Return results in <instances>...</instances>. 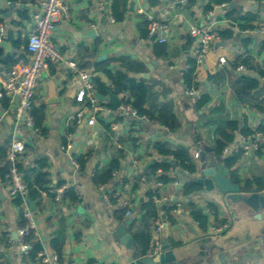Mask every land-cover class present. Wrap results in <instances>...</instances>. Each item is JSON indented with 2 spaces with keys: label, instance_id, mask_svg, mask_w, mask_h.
I'll return each mask as SVG.
<instances>
[{
  "label": "crops",
  "instance_id": "crops-1",
  "mask_svg": "<svg viewBox=\"0 0 264 264\" xmlns=\"http://www.w3.org/2000/svg\"><path fill=\"white\" fill-rule=\"evenodd\" d=\"M257 1L264 3V0H231L235 5L229 6L231 2L222 0V4L228 2V7L215 4L213 9L207 10L212 0H188L186 5H181L179 0H105L103 9L97 0H63L68 12L57 18L51 41L66 59L76 60L82 69L91 72L104 110L93 124H89L88 112L79 115L83 107L76 101L79 76L64 62L49 61L42 70L33 106L39 134H33L22 122L16 123L18 96L13 98V103L6 97L0 98V113H3L0 148L10 144L15 134L25 141L26 164L35 168L42 164V171L48 175V190L43 189L33 201L37 229L32 239L41 246L40 250L51 246L52 252H47L55 259V264H127L131 249L116 239L114 231L130 218L133 222L127 230L135 241L137 236L142 239L148 227L150 242L146 245L140 241V245L148 250L155 241L157 250L165 241L180 251L182 264H264V247L258 263L251 258L246 263L238 262L232 253L247 249L251 241L244 243L241 239L254 234V227L264 221L241 213L220 195L205 192L200 185L190 188L180 178L179 184L174 183L177 179L165 184L146 172L159 155L154 147L156 142L167 143L173 150L188 149L195 169L199 162L197 151L207 147L212 148L208 154L227 156L223 164L231 168L233 181L248 188L264 189V151L250 155L237 151L241 135L246 134L243 131L246 122L250 128L259 127L264 123L261 115L264 113L242 105L232 89V82L242 74L235 69L238 58L242 57L247 59V63H243L247 67L244 73L260 80L264 96V76L259 74L260 70L264 71V33L256 31L257 27L264 26V11L251 8ZM41 2L0 0L3 22L0 27L4 29L0 31V41L5 39L11 48L7 51L0 47V71L28 61V33ZM232 8L254 18L232 21L226 17V12ZM149 16L160 24L154 33H151ZM191 25L211 26L216 33L207 59L195 68V90L199 97L208 98L201 108L196 106L199 97L186 93L185 73L195 59L196 48L195 39L189 33ZM91 29H96L97 35L87 38L80 35ZM153 36L156 38L152 39ZM160 37L167 40L161 42ZM82 54L88 55L81 59ZM103 55L106 58L100 59ZM10 57L15 59L13 64ZM221 57L225 59L222 66L218 65ZM125 60L139 64L140 68L130 69L123 64ZM117 72L126 75L128 85L149 86L147 109L156 110L172 102L180 121L179 129L171 132L161 122L123 108L124 92L129 91H116L111 77ZM51 84L56 88L58 101L55 103L50 102ZM110 90L121 99V109L127 113L115 109L113 101L105 99ZM98 94L105 98L101 100ZM129 99L133 100L130 93ZM211 105L214 107L209 110ZM5 116L13 118L14 130ZM229 122L236 126L228 125L224 131L234 135V141L221 147L219 142L223 136L218 129ZM227 147L229 152H225ZM162 157L173 162L172 157ZM72 158L79 162V169L74 167ZM111 164L119 167L114 170L113 178L106 184H95V173ZM3 166L4 158L0 153V170ZM171 170L178 172L176 168ZM155 172L158 175L163 170L158 168ZM137 176L140 181L134 188ZM157 188H162V201L156 203L162 222L159 231L154 220L143 221L141 208L148 200V191ZM105 189L104 193L114 203L117 192L121 196L128 195L133 202V215L127 218L124 211L108 207L102 194ZM21 209L0 175V264H43L37 254L29 257L19 253L15 232L18 234L22 227ZM221 225L226 228L214 233L213 227ZM202 238L216 241L223 249L202 250L199 246Z\"/></svg>",
  "mask_w": 264,
  "mask_h": 264
},
{
  "label": "built area",
  "instance_id": "built-area-1",
  "mask_svg": "<svg viewBox=\"0 0 264 264\" xmlns=\"http://www.w3.org/2000/svg\"><path fill=\"white\" fill-rule=\"evenodd\" d=\"M179 2L181 5H186L188 0H179ZM97 3L101 9L104 8L105 0H97ZM226 6V3L219 5V7ZM67 12L68 7L64 4L63 0H42L39 10L35 12L33 16V27L28 33L26 45L28 61L26 63H17L10 69L0 71V98L6 97L10 103H13V98L18 96L20 103L14 118L17 124L22 122L33 134L40 133V128L33 115L36 89L42 70L49 61L54 63L64 62L77 72L80 85L76 93V101L83 106L79 115L88 112L90 115L89 124H93L96 116L104 110V106L101 105L97 97L91 72L80 69L76 60L66 59L62 52L51 41V33L54 30L57 18ZM209 14L212 16L214 15L213 11H210ZM149 18L152 22L151 33H154L160 24L156 20H153L151 16H149ZM3 30V27H0V31L3 32ZM256 31L264 33V26L257 27ZM189 33L196 42V62L198 65H201L208 57L210 45L216 36L215 30H213L211 26L191 25ZM160 40L161 42H165L167 39L165 37H160ZM224 64L225 59L221 57L218 60V65L222 66ZM236 70L239 73H244L247 71V67L243 64H239ZM186 93L191 96L199 97L194 88H187ZM124 96L126 101L129 100V92L125 91ZM124 107L131 108L132 112L137 114V111L132 108L131 103H125L123 105V108ZM143 118L149 119L146 116ZM241 137L237 151H241L243 155H250L263 150L264 131L259 127L253 126L252 132L241 135ZM24 151L25 141L14 134L7 150L6 158L10 167L6 177L8 179L10 196L19 195L23 198L21 207L27 223L25 226L19 228L16 242L20 255L28 256L33 246L29 238L36 234L37 226L34 211H32L28 202L27 184L24 182L18 168L19 155ZM225 152H229L228 147L225 148ZM72 162L75 168H80V164L77 160L72 158ZM113 175H115V172H113ZM142 179H145V177H142ZM174 183L179 184V181L176 180ZM158 184L162 185V182ZM104 194V202L108 207L124 211L127 218L133 215V202L128 195L123 194L121 196L120 193L117 192L114 196L116 197V203H114L109 195L106 193ZM154 200L158 204L162 201L161 196H154ZM154 222L157 230H161V219L159 217H154ZM225 228L226 225L214 226L213 231L214 233H219ZM37 257L43 264H55V259L52 258L51 254H49L45 248L38 251ZM92 264L105 263L94 262Z\"/></svg>",
  "mask_w": 264,
  "mask_h": 264
},
{
  "label": "trees",
  "instance_id": "trees-1",
  "mask_svg": "<svg viewBox=\"0 0 264 264\" xmlns=\"http://www.w3.org/2000/svg\"><path fill=\"white\" fill-rule=\"evenodd\" d=\"M229 3L231 0H227ZM115 2V0H114ZM113 2V5H114ZM226 2V3H228ZM222 0H212L207 5V10L213 9L215 4H222ZM226 17L229 18L232 21H237L238 19H253V15H250L248 13L242 14L240 10L236 8H232L231 10L226 12ZM249 20V19H248ZM2 19L0 18V26L2 25ZM88 54H82L81 59H85V56ZM2 56V49L0 48V59ZM13 64L15 62L14 57L8 58ZM1 61V60H0ZM247 63L246 58H238V61L236 63V67L239 64ZM124 65H127L130 69H138L140 68V65L134 62H126L123 61ZM81 64L78 62L79 68ZM196 59L191 61V66L187 69L185 73V78L188 84V88H192L195 86L194 89H197L194 82V77H195V68L197 66ZM82 69V68H81ZM236 69V68H235ZM259 74L264 76V71L260 70ZM111 79L115 83L116 91L120 92L122 90H128L131 96L133 97L132 99H129L126 101V103H131L133 108L137 111V114L140 116H146L150 120H157L161 122L169 131H176L180 127V121L176 114L173 111V103L172 102H167L166 104L161 105L158 109H154L150 107L147 109L145 107V103L147 102L150 94V89L149 86L143 83H132L128 85L126 75L117 72L114 74ZM136 82V81H134ZM195 84V85H194ZM232 89L235 97L239 100V102L242 105H248L250 109H253L258 112L264 113V96H263V88H261V82L259 79L251 76L250 74L247 73H242L237 76V78L232 82ZM6 99V98H3ZM208 98L206 95H201L199 99L196 101V106L198 108L205 107L207 104ZM158 113V114H157ZM236 126V123H225V125L222 127H219V132L223 136V140L220 143L221 147L224 145L228 144L229 142H233L234 140V135L232 134H227L224 129L226 126ZM261 130L264 131V123L259 126ZM244 132L246 134H249L252 132V128L248 125L246 122L244 126ZM9 147V142L5 144V146H2L0 148V153L2 154V157L4 158V166L0 170V175L3 178L4 182L8 184V179L6 177V174L9 171L10 164L7 161V150ZM156 151L159 153V155H162L164 157H172L173 162H169L167 160H162L161 162L155 163L152 167L147 169L146 172H150V174H153L156 179L163 181L165 184L169 183L172 180L179 179L180 177L178 176L177 172H172V168H176L178 170H184L185 172H189V174H192L195 172V165L191 161V153L188 149L186 148H177L176 150L168 148L167 143H162V142H156L154 145ZM264 151V146L263 150H260L258 152H263ZM27 152L24 151L22 154L19 155V160H18V168L22 174L24 182L27 184L28 188V197L34 201L36 200L43 189L48 190V185H49V179L48 175L42 171V164L39 165V168L31 167L28 164H26L27 160ZM176 163V165L174 164ZM117 164H111L106 168H103L101 171H98L95 173L93 176V180L95 184L97 185H102L108 183L112 178H113V172L115 169H118ZM162 168L163 172L162 174H158L155 172L156 169ZM148 176V174H147ZM137 176V181L133 184V187L136 188L138 187V181H140V177ZM181 179V178H180ZM187 184H189L190 188H195L197 186V183L186 181ZM162 193V188H157V189H150L147 193L148 200L143 202L141 204V208L143 211V221L145 223H149V221H153L154 217H158V207L157 204L154 200V196H160ZM14 197V202L17 206L22 205L23 203V198L19 195L13 196ZM22 208V207H21ZM22 210V227L26 225L27 220L24 217L23 209ZM198 212H196L197 215ZM121 214V213H120ZM198 216V215H197ZM147 230L144 232L142 239L138 238L136 242L138 244H141V242L145 243L146 245L149 244L150 242V236H149V231L148 227H146ZM147 233V234H146ZM29 241L33 244L32 250L29 253V257H34L36 256L38 250L41 249V246L38 243L33 242L32 236L29 238ZM141 241V242H140ZM146 248V247H145Z\"/></svg>",
  "mask_w": 264,
  "mask_h": 264
},
{
  "label": "water",
  "instance_id": "water-1",
  "mask_svg": "<svg viewBox=\"0 0 264 264\" xmlns=\"http://www.w3.org/2000/svg\"><path fill=\"white\" fill-rule=\"evenodd\" d=\"M7 1V0H4ZM235 3L231 2L229 6H234ZM228 7V6H226ZM225 8V7H224ZM254 10H263L264 3L255 2L251 6ZM84 37H91L97 35L96 29H91L80 34ZM153 36L152 39H155ZM0 47H5L7 51H10L9 43L3 39L0 41ZM106 58L105 55L101 56L100 59ZM98 59L97 61H99ZM51 88V100L50 102L55 103L58 101L56 88L54 84L50 85ZM199 93V92H197ZM99 98L102 100L105 97L98 94ZM105 99L113 101L115 109H121V99L110 90V94L106 96ZM213 105L209 107V110L213 109ZM123 113H127V110L121 109ZM3 113H0L2 116ZM264 116L263 114H261ZM201 116V115H200ZM6 121L10 124L11 130H14L16 124L11 116H5ZM197 140V137L195 138ZM212 151V148L205 147L203 150H198V165L196 170L192 174H187L184 170H178V176L184 181L195 182L202 186L205 192H214L220 195L223 200H226L230 206L236 207L241 213L255 218V220L264 221V189L258 188H248L246 185H242L239 182H235L231 178V168L223 164V160L227 156H217L213 154H208L207 152ZM167 160L172 162L170 158H163L158 155L150 164L161 162L162 160ZM176 165V163H174ZM181 186V185H180ZM106 191L102 190L103 192ZM28 202L32 211L36 212L35 203L28 197ZM133 222V219H127L125 222L119 224L114 233L116 239H120L128 248L131 249V253L128 255L127 264H182V260L179 259V252L174 247L166 244L165 241L159 249L155 250L156 242L153 241L151 247L146 250L140 244H138L133 237L130 236L127 230V226ZM15 236L18 234L15 232ZM251 241V243L249 242ZM241 242L249 243L246 248L241 250L232 251L238 262L246 263L248 258L252 261L258 263L261 257H263V252L261 249L264 247V223L262 225H256L254 227V234H249L241 239ZM255 244V245H254ZM199 246L202 250H214L223 249L216 241L202 238L199 242ZM48 252L51 253V246L47 248Z\"/></svg>",
  "mask_w": 264,
  "mask_h": 264
}]
</instances>
